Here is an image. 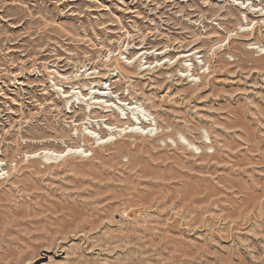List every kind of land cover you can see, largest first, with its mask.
Returning <instances> with one entry per match:
<instances>
[{"label":"rangeland","instance_id":"1","mask_svg":"<svg viewBox=\"0 0 264 264\" xmlns=\"http://www.w3.org/2000/svg\"><path fill=\"white\" fill-rule=\"evenodd\" d=\"M260 8L0 0V264H264Z\"/></svg>","mask_w":264,"mask_h":264},{"label":"bare ground","instance_id":"2","mask_svg":"<svg viewBox=\"0 0 264 264\" xmlns=\"http://www.w3.org/2000/svg\"><path fill=\"white\" fill-rule=\"evenodd\" d=\"M252 7H254V8H256L254 5H252ZM261 7V6H260ZM246 8V7H245ZM247 9V8H246ZM245 9V10H246ZM255 14H257V17L258 18H261V17H264V10H263V8H260V9H258L257 11H255ZM246 20H247V18H246ZM264 21V20H263ZM194 55V54H193ZM192 55V56H193ZM189 57H191V55H189V56H187V57H185V56H181V58H178L177 60H181V59H184V58H189ZM146 64V63H145ZM168 65H170V63H168ZM162 66V65H161ZM184 66V68L185 69H187L189 66H186L185 64L183 65ZM183 68V69H184ZM121 69V68H120ZM119 69V67H117V70L116 71H118L119 73H121V70ZM147 68H144V69H140V71H143V70H146ZM140 71H138V72H140ZM188 70H184V72L186 73ZM93 75V74H92ZM138 76V75H137ZM181 78H188V75H182V76H180ZM189 77H192V75H190ZM97 78V77H96ZM95 78L94 77H90L89 79H84V80H94ZM194 79V78H193ZM193 79H192V81H193ZM98 83V82H97ZM99 84V83H98ZM95 89V88H94ZM65 92H63V94H64ZM71 98H73V96H69L68 97V99H71ZM86 98V97H85ZM94 99V98H93ZM99 100V99H98ZM87 101H91V98L90 99H88ZM95 102H96V100H95ZM98 103V102H97ZM100 104V103H99ZM96 105V104H95ZM100 107V106H99ZM107 109H109L110 110V113L113 115V111L110 109V108H107ZM120 111V110H119ZM131 111H132V115L134 116L135 115V113H136V124H137V126L139 125V126H141V123H145V121L147 122L146 123V125H148V128L146 129V133H144V131L142 132V134H144V135H152V133H153V127H155L156 125H155V123L153 122L152 124H151V122H150V120H148V114L146 113V112H140V113H138V111H137V107L135 106V107H133V109H131ZM108 112V111H107ZM124 112V111H123ZM121 113V112H120ZM122 114V113H121ZM138 115H140V118L138 117ZM132 116V117H133ZM135 124H133L132 125V127L131 128H129L131 131H129V132H127V133H130V134H134V133H136L137 134V131L135 130V128L133 127ZM104 130H106L107 132H109V133H117V129L116 128H113L112 126H106V127H104ZM120 130V129H119ZM118 130V131H119ZM122 133H125L124 132V129H121L120 130ZM86 134H88V137H89V139H92V140H94V137L91 135V133L89 134V133H86ZM125 135V134H124ZM153 136V135H152ZM155 136V135H154ZM100 140H101V138H100ZM100 140H97L94 144L95 145H100L99 144V142H100ZM103 141V140H102ZM102 143V142H101ZM190 147V146H189ZM191 148H193V147H191ZM82 153H84V151L82 152V151H80L78 148H67L66 149V151H64V152H62V153H55V152H53V151H46V150H44V151H41V153H39V154H34L33 156H32V158H38V157H40V158H42V160L44 161V162H48V161H51V160H53V159H55V158H60V159H63V158H65V157H67V156H69V155H72V154H82ZM156 155V154H155Z\"/></svg>","mask_w":264,"mask_h":264}]
</instances>
